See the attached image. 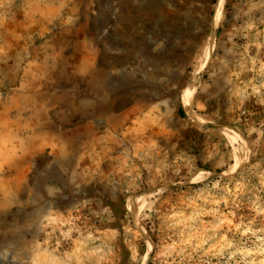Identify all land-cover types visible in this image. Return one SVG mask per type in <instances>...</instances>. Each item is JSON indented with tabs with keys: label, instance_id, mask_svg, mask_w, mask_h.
Segmentation results:
<instances>
[{
	"label": "rangeland",
	"instance_id": "1",
	"mask_svg": "<svg viewBox=\"0 0 264 264\" xmlns=\"http://www.w3.org/2000/svg\"><path fill=\"white\" fill-rule=\"evenodd\" d=\"M218 7L0 0V264H264V0Z\"/></svg>",
	"mask_w": 264,
	"mask_h": 264
},
{
	"label": "bare ground",
	"instance_id": "2",
	"mask_svg": "<svg viewBox=\"0 0 264 264\" xmlns=\"http://www.w3.org/2000/svg\"><path fill=\"white\" fill-rule=\"evenodd\" d=\"M223 2H224V0H218V5H219V7H218V9H219V11H220V9H221V7H222V5H223ZM185 96L188 98V99H190V93H189V90L188 89H186L185 90ZM192 114V116L195 118V115L193 114V113H191ZM230 135H233V137H234V139H237L238 138V134L237 133H233V134H230ZM131 200H132V202H133V205H134V208L137 210V211H139L140 209H141V207H143L142 205H143V203H144V200H142L141 199V197L139 196V194L138 195H134V196H132L131 197ZM135 210V211H136Z\"/></svg>",
	"mask_w": 264,
	"mask_h": 264
},
{
	"label": "trees",
	"instance_id": "3",
	"mask_svg": "<svg viewBox=\"0 0 264 264\" xmlns=\"http://www.w3.org/2000/svg\"><path fill=\"white\" fill-rule=\"evenodd\" d=\"M219 31H220V28H219ZM179 113L183 117V115H182V109L181 108L179 109ZM150 264H151V262H150Z\"/></svg>",
	"mask_w": 264,
	"mask_h": 264
}]
</instances>
